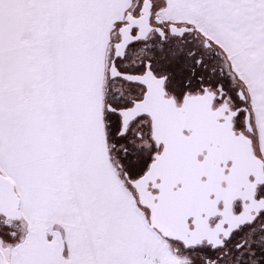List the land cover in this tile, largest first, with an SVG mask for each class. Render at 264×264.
Listing matches in <instances>:
<instances>
[{"label": "snow or ice", "instance_id": "snow-or-ice-1", "mask_svg": "<svg viewBox=\"0 0 264 264\" xmlns=\"http://www.w3.org/2000/svg\"><path fill=\"white\" fill-rule=\"evenodd\" d=\"M0 264H264V0H0Z\"/></svg>", "mask_w": 264, "mask_h": 264}]
</instances>
